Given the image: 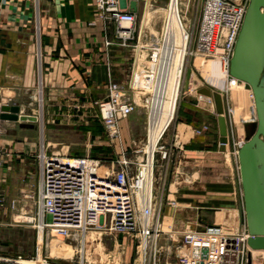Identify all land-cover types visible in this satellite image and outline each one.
<instances>
[{
	"label": "built area",
	"instance_id": "1",
	"mask_svg": "<svg viewBox=\"0 0 264 264\" xmlns=\"http://www.w3.org/2000/svg\"><path fill=\"white\" fill-rule=\"evenodd\" d=\"M130 1L93 2L95 16L102 22L103 28H113L115 39L122 46L133 37L138 2L142 1L143 5L156 2L134 0L137 11H133L129 6ZM247 4L248 0H201L197 22L190 34L185 35L189 40L188 55L218 58L226 69L227 77H230L229 84L235 80L229 75V60ZM111 43L106 41V45ZM134 49L133 68L127 79L124 82L110 80L106 85L105 98L93 103L105 133L119 143L120 120L137 108L139 102L136 93H143L152 86L161 60L160 51L154 42L146 53L138 45ZM142 58L146 59L143 64ZM227 111L234 112L228 105ZM243 140V136L231 138L226 145L235 159ZM162 149L159 146V150ZM162 151L165 157L166 152ZM126 156L123 150L110 158L40 153L37 156L35 193L38 231L78 242L94 230L123 235L129 240L137 239L134 264L142 242L148 239L150 244L143 264H159L161 247L158 239L165 232L160 231V220L156 217L161 215L162 203L155 205L153 200V161L149 162V158L134 161ZM169 228L168 247L174 249L176 264H247L248 253L251 256L253 250L247 244L249 234L244 223L239 229H226L217 225H204L202 229ZM175 238L179 243H175ZM80 251H83L81 247ZM0 264L62 263L43 252L41 241L31 255L0 252Z\"/></svg>",
	"mask_w": 264,
	"mask_h": 264
},
{
	"label": "crops",
	"instance_id": "2",
	"mask_svg": "<svg viewBox=\"0 0 264 264\" xmlns=\"http://www.w3.org/2000/svg\"><path fill=\"white\" fill-rule=\"evenodd\" d=\"M93 2L0 0V104H16L23 109L19 114L36 117L16 121L17 128H103L92 102L105 98L110 80L127 79L136 51L119 45L112 27L103 28ZM142 5L139 1L138 10ZM136 111L119 122L123 142L130 141L127 128H137L132 122ZM71 117L86 119L76 125ZM13 122L0 120V128H16ZM185 135L179 146L177 203L162 204L161 214L172 219L169 225L176 230L204 225L239 229L244 209L237 160L228 149H219L217 128L196 137L185 130ZM1 142L13 149L5 170L22 176L28 153L17 148L19 142ZM23 144L32 147L35 142Z\"/></svg>",
	"mask_w": 264,
	"mask_h": 264
},
{
	"label": "rangeland",
	"instance_id": "3",
	"mask_svg": "<svg viewBox=\"0 0 264 264\" xmlns=\"http://www.w3.org/2000/svg\"><path fill=\"white\" fill-rule=\"evenodd\" d=\"M182 1L184 5L181 6L180 15L186 21L189 30H192L199 16L201 0ZM166 5L165 0H156V2L142 5L137 12L133 37L127 39L123 46L134 48V46L138 45L141 50H144L143 53H146L151 43L154 42V44L158 45L161 32L147 27L141 30V20L145 10L164 9ZM196 57L205 61L212 60V58L205 56L196 55L195 57H191L187 55L183 61L179 81L180 88L178 89L173 117L157 143L158 147H163L162 150H165L166 156L161 158L160 154L162 150L159 149L154 153L153 200L155 205L159 202L163 206L168 202L171 205L177 203V193L179 194L182 178L179 146L181 141L185 140V130L186 132H191L196 137L210 132L211 129L213 131L216 128L218 129V113L215 111L213 100L197 95L196 89L198 87L208 84L215 89L227 92V95L224 96L223 115L227 124L229 141H231V138H237L240 135L238 130L242 131V128H237V124L241 125L240 116L242 114L240 112V116H238L234 110V107L239 106V104H236V98L232 97L229 85L226 84V78L219 75L217 76L220 78L215 77V74L210 71V67H213L210 65V62H205L203 66H200L195 62ZM145 61L146 59L142 58V64ZM215 64L218 66V69L223 70L220 63L215 62ZM188 67L192 68V75L188 87H185V70ZM221 85H224L223 88ZM234 85L233 90L236 89V96H242V92L250 95L249 87H246L248 85L245 86L240 83ZM147 96H150V94L136 93L139 104L132 122L133 126L138 125L137 128H127L130 138L129 142H123L121 132V143L118 140H112L107 136L103 128H44V132L42 133V128H17L16 121L12 123L16 128H0V149L2 150L0 157V252L31 255L37 249L39 231L36 227L35 193L37 184V156L40 155L41 151H45L47 155L51 153H65L72 156L110 158L118 155L123 150L128 155L126 158L129 160L141 161L149 158L146 151L148 144L147 126L149 109L144 100ZM248 100H250V97ZM35 104L37 105L35 108H37L39 102H35ZM227 105L234 111L233 114L228 113ZM250 105L249 102L246 115L249 114ZM76 106L81 108L80 103H76ZM93 106L95 105L93 104ZM92 115L96 119V113ZM70 119L77 125L86 118L71 117ZM1 139H11L14 142H19V144L17 143V148L21 147V149L28 153V170L22 176L16 172L9 174L11 169L5 170L6 159L10 156L13 149L4 146ZM24 141H34L35 144L32 147H25ZM42 141L44 142V147ZM136 150L140 151L135 153ZM8 180L9 182L7 183ZM168 197H170V200H168ZM19 216H22L24 219L19 220ZM28 217H34V219L28 221ZM171 222L172 219L166 218L165 220L164 215H160V228L165 233H162L158 239V245L161 247V251L158 254L159 264H176L173 256L174 249L168 247L170 242L167 239L169 233L166 232L170 229L169 226L171 225L169 224ZM92 232L89 234H92L94 237L86 239L85 248L82 252L80 251V242L64 239L59 236L47 235L44 232L41 234L43 252L54 257L55 261L62 264H134V258L137 254V239L129 240V238L123 235L100 234L96 232L98 233L97 237V234ZM174 240L177 244V238ZM51 243H55L58 246L68 245L72 247V254L69 257H60L57 253L56 255L58 256L51 255ZM61 247H64L62 249L64 250L66 246ZM252 257L255 259L253 264H264V254L254 252L252 253Z\"/></svg>",
	"mask_w": 264,
	"mask_h": 264
},
{
	"label": "water",
	"instance_id": "4",
	"mask_svg": "<svg viewBox=\"0 0 264 264\" xmlns=\"http://www.w3.org/2000/svg\"><path fill=\"white\" fill-rule=\"evenodd\" d=\"M129 6L137 11L136 1ZM229 75L246 82L252 93L255 120L243 123L244 140L237 149L239 184L241 188L244 224L249 234L250 249H264V0H248L243 21L239 29L233 52L229 60ZM192 68L185 70V87H188ZM196 93L212 96L218 126V143L221 151L226 150L228 129L220 90L206 84ZM16 104H0L1 120H35L36 117L19 114ZM202 229V228H199ZM251 256L248 253V262Z\"/></svg>",
	"mask_w": 264,
	"mask_h": 264
},
{
	"label": "bare ground",
	"instance_id": "5",
	"mask_svg": "<svg viewBox=\"0 0 264 264\" xmlns=\"http://www.w3.org/2000/svg\"><path fill=\"white\" fill-rule=\"evenodd\" d=\"M166 7L159 8L154 11H149L148 9L145 10L143 13V18L141 20L142 22V28L144 27L151 28V29H157L159 30L160 37L158 39V49L160 51L161 60L158 72L156 74L154 83L152 86L146 90L143 93H149L150 96H147L144 100L147 103L148 107V128H147V137H148V144L146 147V151L148 153L149 162L151 160L154 163V153L159 149L157 143L159 141V138L167 128L169 122L171 121L175 109V104L177 100L178 95V89L180 88L179 81H180V75L182 71V65L185 57L189 54V44L187 39L185 38L186 33L190 34L189 27H187L186 21L183 19L181 14V6L184 5V2L182 0H167ZM148 8V7H147ZM195 62H197L200 66H203L205 62H210V65L213 67H210V71H212L215 74V77H218L217 75L226 78V84L229 85L230 92L233 98H236V104L238 103L239 106H235L234 110L237 113L238 116H240L241 112V125L237 124V128H242L239 131V136H244V128L243 123L248 121L255 120V110H254V104L252 103V93L249 85L241 80L235 79L234 82L229 84L230 77H227L226 69L224 68L222 62L217 59H212L209 61L200 60L199 57L195 58ZM215 62H218L222 65L223 70L221 71L218 69V66L215 64ZM240 83L243 85H248L246 87H249L250 95L246 94L245 92H242L240 97L235 95L236 89L233 90V85ZM234 85V86H235ZM213 87V86H212ZM219 90V89H218ZM222 97H223V107H224V96L225 91H221ZM213 100V105L215 108V101L212 96H207ZM250 97V100L248 98ZM250 102V111L249 114H247V108L248 104ZM21 111L23 109L20 108ZM216 111V110H215ZM221 116H224L221 114ZM226 123V120H225ZM227 127V124H226ZM43 133V128H42ZM42 137V136H41ZM144 145V144H143ZM145 150V149H144ZM227 151V150H226ZM45 151H41L42 154H44ZM164 151H161V158H163ZM140 160V159H139ZM158 213H156L157 215ZM157 219L160 220V216H156ZM19 220L24 219L22 216L18 217ZM28 221H32L33 217H28ZM160 223V221H159ZM170 227V226H169ZM160 231L165 232L163 229H160ZM170 231L168 229L166 232ZM92 231L88 232L84 237L81 239L80 247L84 250L86 239H92L94 236L91 233ZM99 232V231H96ZM92 232L94 234L98 233ZM104 233V232H99ZM89 234V235H88ZM38 243L41 244V230H39V236H38ZM150 242L148 239L142 242V245L139 249V255L136 258V264H143L144 261V255L147 251V248H149ZM66 246L64 250H62ZM98 246V245H97ZM99 247V246H98ZM100 248V247H99ZM72 247L68 245H56L55 243H51V255L54 256H62V257H69L72 254ZM254 252H260L264 254V249H258V250H252L251 252V264L254 263V257H252V253ZM56 253L58 255H56Z\"/></svg>",
	"mask_w": 264,
	"mask_h": 264
},
{
	"label": "flooded vegetation",
	"instance_id": "6",
	"mask_svg": "<svg viewBox=\"0 0 264 264\" xmlns=\"http://www.w3.org/2000/svg\"><path fill=\"white\" fill-rule=\"evenodd\" d=\"M253 101V100H252Z\"/></svg>",
	"mask_w": 264,
	"mask_h": 264
}]
</instances>
